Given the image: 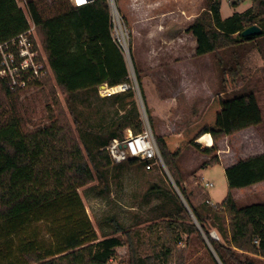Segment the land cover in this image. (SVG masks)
<instances>
[{"label": "trees", "instance_id": "trees-1", "mask_svg": "<svg viewBox=\"0 0 264 264\" xmlns=\"http://www.w3.org/2000/svg\"><path fill=\"white\" fill-rule=\"evenodd\" d=\"M50 1L55 8L53 15H45L44 1H28V13L37 26L39 40L51 69L44 83L54 78L72 96L75 92L92 89L104 82L112 86L125 81L129 74L126 65L118 76L105 73V68H102V48L105 44H114L110 36L108 1L95 0L79 7L69 0ZM205 1L204 10L189 29L197 37V54L200 56L230 49V57L226 58V65L223 66L224 89L215 93L200 115L189 120L179 131L154 133L164 163L190 210L175 192L178 201L175 213L169 219L162 220L161 233L153 229L150 236L142 240L136 230L125 229L113 219L115 232H123L127 236L130 264H188L191 251L180 247V244L197 240L206 247L205 235L222 264H264V201L240 207L231 193L232 189L264 181V153L241 158L225 169L230 192L216 205L209 204V199L200 205L193 204L192 194L183 184L185 180L179 158L189 147H200L197 140L201 136L210 133L213 138V145L203 150L211 155L201 165L204 168L220 162L219 139L263 121L262 109L254 91L231 98L227 91L230 80L236 85L243 78L244 58L249 50L244 43L251 42L255 37L243 36L242 30L258 24L264 34V0H252L250 7L228 17L221 14V0ZM233 5L237 6L238 1L234 0ZM28 27L26 13L16 0H0V43ZM73 33L77 36L76 49H79L78 46L88 49L84 52L87 62L80 63L77 55H68V50L74 45L71 42ZM105 58H108L107 55ZM220 64H224L223 60ZM135 72L146 102L136 67ZM225 90L226 95H223ZM20 91L0 78V225L6 221L21 226L23 216L34 214L55 200L62 197L79 198L78 187L93 181L97 173L96 155L91 147L82 142L76 130L79 119L75 117L71 123L63 105L57 101L56 108L50 111L49 124L26 128L16 106ZM136 95L133 90L117 95L116 103L125 113L116 130L109 134L107 143L101 142L97 150L98 159L104 167L110 166L113 161L107 150L100 149L102 145L106 146L115 137H123L128 127L136 134L145 127ZM146 113L153 130V118L147 105ZM129 162L144 164L138 159ZM67 220H70V216ZM18 227L14 232L19 230ZM212 229L217 231L219 239L210 235ZM86 233L80 228L69 232L54 249L44 248L21 234L16 248L22 256L15 259L12 256L10 260L6 258L8 255L0 257L7 260V264L109 263L115 248L123 244L117 236L93 242L94 238H88ZM208 252L212 261L218 264L212 251L209 249Z\"/></svg>", "mask_w": 264, "mask_h": 264}, {"label": "rangeland", "instance_id": "rangeland-1", "mask_svg": "<svg viewBox=\"0 0 264 264\" xmlns=\"http://www.w3.org/2000/svg\"><path fill=\"white\" fill-rule=\"evenodd\" d=\"M42 1L45 3L43 7L46 10L45 15H53L54 6L50 4L51 1ZM233 1L221 0V14L223 17H227L236 11H243L252 5V0H237V6L233 5ZM203 6L204 8L206 6L205 0L201 1V7ZM253 36L255 37L251 42L244 43V46H249V50L244 58L245 73L242 76L243 78L236 85L231 80L229 81L230 88L227 95L231 98L245 92L254 91L260 106H263L264 34ZM38 41L40 42L39 36ZM229 52L230 49L226 50L225 48L220 50L218 54L212 53L199 57V83H207L210 87V90L207 91L205 87L203 88L206 95H203L202 99L224 89L222 88L225 74L223 66L226 65V58L230 57V55L228 56ZM132 53L133 68L135 70L137 66L134 50H132ZM221 60L224 62L223 65L220 64ZM222 93L226 95V90ZM119 94L103 96L99 93V90L90 89L75 92L71 96L56 83L54 78L45 83L43 80L19 92L16 106L20 115L24 118L26 128L34 129L37 126L49 124L51 122L49 118L50 111L56 108L57 101L63 105L71 123L74 122L75 117L79 119L76 130L81 136L82 142L91 147L96 155L97 173L93 181L78 187L79 198L62 197L55 200L52 204L45 205L34 214L23 216L24 221L21 226L18 225L19 227L15 223L3 221L0 225L2 227L0 228V256L3 254L8 255L7 260H10L12 256H14V259L22 256L20 250L16 248V243L21 234L26 235V238L33 242H38L44 248L54 249L67 233L80 228L87 231L86 236L88 238H94L93 242L112 236L121 238L123 244L115 248V254L109 263L130 264L131 255L127 236L123 232H115L116 224L113 219L117 220L125 229L136 230L140 240L143 237H149L150 231L153 229L161 233L162 220L169 219L175 213L178 202L175 195V192L178 193V191L172 182L173 177L167 166L165 167V164L156 165L153 169L147 170L143 163H130L127 161L122 163L112 162L110 166L104 167L97 156V150L102 144L101 142L103 144L107 143L109 134L111 131L116 130L121 116L125 113L116 103ZM136 101L143 116L144 108L146 111V105H149V111L153 118V130L154 133H158V130H161L159 129L161 118L153 115L151 104L149 102L147 104L142 95L137 94ZM155 104L157 105V102ZM186 114L189 116L192 112H187L181 119H178V126L183 121L186 123L191 120V118L186 117ZM145 116L149 121L147 113ZM165 130L174 131L171 127H166ZM228 143L238 151V143L234 138L227 140V145L226 140L221 142L223 147L222 157L225 162H228V158L232 155ZM103 147L102 145L100 149H103ZM217 147L219 148L218 144ZM191 152L197 155L193 156ZM202 154L205 153L194 147L181 154L179 164L184 174L185 181L183 184L192 194L193 204L200 205L204 200L209 199V204L216 205L224 200L230 189L226 176L219 165H208L204 169L201 167L203 161L209 160L211 157L210 154H207V157H201ZM218 156L220 159V155ZM192 159H195L194 163L191 162ZM199 167H201L199 174L202 175V178L201 175L197 174ZM207 181L212 182L213 185L206 186L205 182ZM258 192H261V190ZM231 193L240 207L264 201V196H253L251 191H246L245 188H236ZM68 216H70V220H67ZM17 224H19V221ZM15 227L19 229L17 232H14ZM212 232L217 233L215 229H212ZM216 235L219 239L218 233ZM180 247L189 248L191 251L188 264H215L209 255V249L214 254L218 264H221L208 241L206 247L197 240L188 242V244L182 243ZM7 260L0 257V264H7Z\"/></svg>", "mask_w": 264, "mask_h": 264}, {"label": "crops", "instance_id": "crops-1", "mask_svg": "<svg viewBox=\"0 0 264 264\" xmlns=\"http://www.w3.org/2000/svg\"><path fill=\"white\" fill-rule=\"evenodd\" d=\"M201 1L117 0L119 9L131 26L132 50L135 52L136 66L141 77L146 103L151 104L153 115L161 118L159 120V129L161 130H158V134L179 131L188 121L186 123L183 121L178 126L177 120L181 119L187 112H192V114L189 116L186 114V117L195 119L214 95L213 93L202 99L203 95H206L205 90H210V87L207 83H199L198 41L189 29L204 8V6L201 7ZM71 37V42L73 41L74 45L68 50V55H77L80 63L87 62L84 52L88 49L79 46V49H76L77 36L73 33ZM102 50L104 72L114 76L120 75L122 68L125 65L127 67L121 51L114 44H105ZM106 55L107 59L105 58ZM94 56L97 55L94 54ZM100 85L92 89L98 90ZM260 107L263 114L262 123L246 127L217 142L220 162L216 165L221 167L224 174L228 166L235 164L241 158L264 153V103ZM166 127H171L174 131H167L165 130ZM230 138L237 141L238 151L228 143L232 155L228 158L229 161L225 162L222 157L221 142L226 140L227 145V140ZM197 141L200 143V147L191 146L185 151H189L193 147L203 151L206 146H212V144L208 145L199 139ZM191 155L197 154L191 152ZM207 156L205 153L201 157ZM191 162L194 163L195 159H192ZM200 171L201 167L197 170L198 175H201L199 174ZM200 177L202 178V175ZM244 188L246 191H251L253 196H264V181ZM259 190L261 192H258Z\"/></svg>", "mask_w": 264, "mask_h": 264}, {"label": "built area", "instance_id": "built-area-1", "mask_svg": "<svg viewBox=\"0 0 264 264\" xmlns=\"http://www.w3.org/2000/svg\"><path fill=\"white\" fill-rule=\"evenodd\" d=\"M29 0H16L18 6L26 13L29 27L15 36L0 43V78L12 88L27 89L37 82H41L51 74V69L38 41L37 26L28 13ZM75 7L87 5L95 0H69ZM110 6V36L112 42L121 51L126 60L129 74L127 79L116 85L103 83L99 86V93L103 96L135 91L140 94V88L133 68L132 30L127 19L118 7L117 0H107ZM144 114V129L134 133L126 128L123 137L113 138L103 148L109 152L114 163L127 162L138 159L144 162L147 170L156 165H164L154 132ZM212 186V182H205Z\"/></svg>", "mask_w": 264, "mask_h": 264}, {"label": "water", "instance_id": "water-1", "mask_svg": "<svg viewBox=\"0 0 264 264\" xmlns=\"http://www.w3.org/2000/svg\"><path fill=\"white\" fill-rule=\"evenodd\" d=\"M262 31H263V29H262V27H261L260 25H258V24H253V25H250V26H247L246 28H244V29L242 30V35H243V36H253V35L261 34ZM144 114H146L145 108H144ZM164 164H165V163H164ZM165 167H166V165H165ZM172 182H173V184L176 186L177 191H178L179 195L181 196L183 202L186 204L187 208L190 210V208H189V206L187 205V203H186V201H185V199H184V197H183V195H182L180 189L178 188L177 184L175 183V181H174L173 179H172ZM216 234H217L216 232H212V233H210V235H211L213 238L218 239V236H217ZM205 237H206L207 241L209 242V245L211 246L212 250L214 251L213 246H212V244L210 243L209 239L207 238L206 235H205ZM214 253H215V255H216L218 261L222 264L221 260L219 259V257L217 256V254H216L215 251H214ZM91 264H110V263H91Z\"/></svg>", "mask_w": 264, "mask_h": 264}, {"label": "bare ground", "instance_id": "bare-ground-1", "mask_svg": "<svg viewBox=\"0 0 264 264\" xmlns=\"http://www.w3.org/2000/svg\"><path fill=\"white\" fill-rule=\"evenodd\" d=\"M201 142H205L206 144H212L213 145V138L210 133H207L199 138Z\"/></svg>", "mask_w": 264, "mask_h": 264}, {"label": "snow or ice", "instance_id": "snow-or-ice-1", "mask_svg": "<svg viewBox=\"0 0 264 264\" xmlns=\"http://www.w3.org/2000/svg\"><path fill=\"white\" fill-rule=\"evenodd\" d=\"M78 3H83V0H77Z\"/></svg>", "mask_w": 264, "mask_h": 264}]
</instances>
